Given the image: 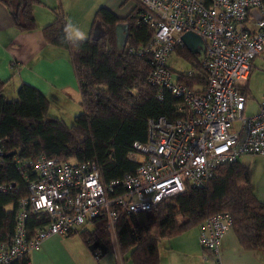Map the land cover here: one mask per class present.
Here are the masks:
<instances>
[{
  "label": "built area",
  "instance_id": "1",
  "mask_svg": "<svg viewBox=\"0 0 264 264\" xmlns=\"http://www.w3.org/2000/svg\"><path fill=\"white\" fill-rule=\"evenodd\" d=\"M138 17L152 31L138 49L148 55L147 82L179 98V118L148 121L144 143H134L128 159L135 171L108 184L95 162L60 161L38 155L20 169L27 196L16 207L9 243H0V264L28 257L52 236L67 237L93 219L103 218L115 233L119 213L150 211L162 200L190 187H204L223 164L244 156L264 157V102L245 116L246 98L238 90L264 52V0H140ZM192 32L205 45L201 61L205 80L188 87L173 80L167 60L184 47L182 34ZM191 76V74L189 75ZM159 93V94H160ZM27 170L31 172V176ZM6 192V188H2ZM45 217L30 235L29 215ZM231 231L228 213L198 225V244L220 260V244ZM99 259V252L93 254Z\"/></svg>",
  "mask_w": 264,
  "mask_h": 264
},
{
  "label": "trees",
  "instance_id": "2",
  "mask_svg": "<svg viewBox=\"0 0 264 264\" xmlns=\"http://www.w3.org/2000/svg\"><path fill=\"white\" fill-rule=\"evenodd\" d=\"M0 2L8 9L17 30L30 32L37 28L32 10L40 4L39 0ZM142 10L138 0L121 19L108 8L99 7L92 29L99 22L103 35L97 41L88 36L77 47V42L65 40L64 14L52 9L54 17L42 28L43 38L48 45L67 52L80 94L81 111L70 125L49 115L48 100L34 87L21 84L16 98L10 100L3 95L4 82L0 80V243L10 242L17 204L27 196L20 169L24 163L38 155L60 161L95 162L102 181L108 184L135 171L137 164L127 155L134 143L146 141L149 120L179 118L175 106L180 99L166 90L160 93L147 82L149 56L136 54L152 35L138 17ZM119 23L128 27L122 51L117 50L115 40ZM174 52L188 60L194 72L191 76H179L178 81L188 87L203 84L205 72L196 57L185 47ZM223 212L230 215L231 230L243 250H264V202L253 194L248 166L238 161L220 165L204 187L187 188L162 200L153 210L119 213L115 239L123 263L159 264L160 241L176 237ZM103 220H90L79 230L86 248L91 254L98 251L99 258L111 247ZM45 222L43 215H29V234ZM9 264H29V258Z\"/></svg>",
  "mask_w": 264,
  "mask_h": 264
},
{
  "label": "crops",
  "instance_id": "3",
  "mask_svg": "<svg viewBox=\"0 0 264 264\" xmlns=\"http://www.w3.org/2000/svg\"><path fill=\"white\" fill-rule=\"evenodd\" d=\"M39 2L32 10L37 28L30 32L17 30L8 9L0 2V80L4 82L3 95L13 100L21 84L30 85L48 100L49 115L70 125L81 111L80 94L67 52L48 45L43 38L42 28L54 17L52 9L64 14L66 25L72 20L70 13L82 15V20L71 23L88 37L92 33L94 13L99 7L108 8L122 19L130 13L134 4L123 0ZM263 53L253 61L248 77L238 85L240 93L245 89L241 94L246 102L247 98L257 102L256 112L258 105L264 102V86L262 98H257L250 86L251 75L255 70L264 71ZM248 168L253 194L258 201L264 202V157H259ZM79 235L77 231L67 237H49L38 250L29 254V264H124L116 241L111 243L108 253L95 260ZM197 236L198 226L167 239L164 249L159 250V264H214V258L200 248ZM220 260L223 264H264V250H243L231 230L221 241Z\"/></svg>",
  "mask_w": 264,
  "mask_h": 264
},
{
  "label": "rangeland",
  "instance_id": "4",
  "mask_svg": "<svg viewBox=\"0 0 264 264\" xmlns=\"http://www.w3.org/2000/svg\"><path fill=\"white\" fill-rule=\"evenodd\" d=\"M123 1H125L126 3L135 4V2L138 0H123ZM70 16L72 19L70 22H74V20L79 22L83 18L82 15L79 16L77 13H74V15L70 13ZM167 67L170 70L173 80H177L179 76H189L190 74H194L190 62L188 60H185L181 56L177 55L176 52H173L172 55L167 60ZM263 84H264V71L255 70L251 75L250 86L253 90L254 95L257 98L258 97L262 98L263 86H264ZM7 98H9V96ZM256 108H257V102L254 99L247 98L245 115H249V116L254 115L256 113ZM258 160H259L258 156H244L239 159V163H241L244 166H250L251 164L253 165L254 163H256ZM110 237H111V243L116 241L115 233H111ZM167 243H168L167 239H163L162 241H160L159 250L162 251Z\"/></svg>",
  "mask_w": 264,
  "mask_h": 264
},
{
  "label": "water",
  "instance_id": "5",
  "mask_svg": "<svg viewBox=\"0 0 264 264\" xmlns=\"http://www.w3.org/2000/svg\"><path fill=\"white\" fill-rule=\"evenodd\" d=\"M103 33L104 30L101 27L100 23L96 22L93 26L90 38L93 41H97L103 35ZM127 34H128L127 24L119 23L116 25L115 40H116V48L118 51H122L124 49L126 44ZM180 40L183 43L185 49L191 55H194L196 57L197 62L201 63L205 53V45L202 39L192 32H186L181 35Z\"/></svg>",
  "mask_w": 264,
  "mask_h": 264
},
{
  "label": "clouds",
  "instance_id": "6",
  "mask_svg": "<svg viewBox=\"0 0 264 264\" xmlns=\"http://www.w3.org/2000/svg\"><path fill=\"white\" fill-rule=\"evenodd\" d=\"M64 32L65 40L77 42V47L79 46V42H82L86 38L85 33L71 22L66 25Z\"/></svg>",
  "mask_w": 264,
  "mask_h": 264
},
{
  "label": "bare ground",
  "instance_id": "7",
  "mask_svg": "<svg viewBox=\"0 0 264 264\" xmlns=\"http://www.w3.org/2000/svg\"><path fill=\"white\" fill-rule=\"evenodd\" d=\"M145 56H146V55H145ZM145 56H144V57H145ZM144 57H143V58H144ZM145 58H146V57H145ZM201 69H202V68H201ZM203 71H204V70H203ZM204 74H205V73H204ZM204 78H205V77H204ZM176 116H177V115H176ZM178 117H179V115H178ZM156 119H157V118H156ZM171 197H172V196H171ZM152 210H153V209H152ZM129 214H130V213H129ZM131 214H132V213H131ZM133 214H134V213H133ZM139 214H140V213H139ZM125 215H126V214H125ZM119 219H120V218H119ZM103 221H104V220H103ZM103 223H104V222H103ZM104 224H105V223H104Z\"/></svg>",
  "mask_w": 264,
  "mask_h": 264
}]
</instances>
